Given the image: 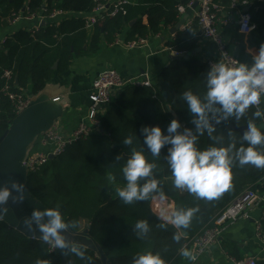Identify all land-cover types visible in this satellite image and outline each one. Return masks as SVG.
I'll use <instances>...</instances> for the list:
<instances>
[{
    "label": "trees",
    "instance_id": "trees-1",
    "mask_svg": "<svg viewBox=\"0 0 264 264\" xmlns=\"http://www.w3.org/2000/svg\"><path fill=\"white\" fill-rule=\"evenodd\" d=\"M130 1L125 6V14L104 17L93 27L85 28V16L94 6V0H0V29L7 27L18 15L43 16L36 29L17 30L2 42L0 136L16 116L13 103L1 92L5 70L12 71L15 90L34 96L54 76L68 71L74 58L97 52L102 42L112 41L117 35H123L124 40L128 41L139 37L148 38L160 31L167 32L181 17L177 11L179 0ZM214 2L223 6L222 15L225 11L231 15L236 8H249L255 26L252 33L244 37L236 28L232 41L224 43L228 52L238 61L250 64L252 55L248 49L256 48L258 51L264 43V0ZM55 10H61L65 16L48 18ZM199 36L200 27L196 19L189 26L178 29L164 45L181 54L153 76L149 86L134 83L124 85L117 96L97 114L100 125L95 132L67 145L59 155L47 159L38 169L27 174L25 184L30 196L45 207H58L66 220L75 221L76 227L70 231L79 232L90 225L89 236L100 252L80 247L86 250V257L90 258L91 264H105V261L110 264H132L133 257L146 250L158 252L165 264H184L186 258L181 255V251L190 250L191 240L210 226L227 204L247 188H255L264 177V169L252 165L241 167L237 163L232 168L228 190L212 201L198 199L174 187L163 155L155 159L145 149L146 158L157 164L154 172L159 191L151 193L148 200L132 205L124 204L117 195V188L125 184L121 172L125 161H117L115 157L117 154L127 155L130 151L129 146L122 144L126 136L135 132L138 138L132 147L141 148L143 136L140 129L144 125H159L164 130L175 117L182 125L191 127L190 114L180 94L186 89L200 94L205 90L203 75L210 65L198 54L184 58L197 47ZM15 77L17 84L14 83ZM163 92L166 98L162 96ZM167 105L173 113L166 108ZM261 108H264V98ZM254 110L250 108L239 121L217 126L214 135L220 137L224 146L230 139L239 146L241 133L234 127L246 126L249 119H253L257 127L264 131V120L252 117ZM229 130L232 132L231 137ZM212 143L205 134L199 137L197 146L203 149ZM261 150L264 151V148ZM165 151L162 149V154ZM156 198L167 202L164 210L167 216L177 207L199 209L189 228L183 230L186 236H182L179 241L173 239L176 229L171 224L166 229L157 227L165 221L162 219L164 215L155 205ZM141 219L147 220L151 228L143 239L137 238L132 230L136 221ZM261 222L264 226V209ZM38 258L47 259L50 264H68L69 261L59 249H52L40 240L27 238L0 220V264H35ZM70 259L71 264H88L75 256ZM256 264H264V260Z\"/></svg>",
    "mask_w": 264,
    "mask_h": 264
},
{
    "label": "clouds",
    "instance_id": "clouds-1",
    "mask_svg": "<svg viewBox=\"0 0 264 264\" xmlns=\"http://www.w3.org/2000/svg\"><path fill=\"white\" fill-rule=\"evenodd\" d=\"M203 86L202 94L191 89L180 94L190 114L191 127L182 125L178 118L173 117L164 130L159 125H144L140 129L143 136L141 148L132 147L138 138L135 132L122 140V144L130 148L126 159L119 154L115 157L117 161H125L121 167L125 184L116 190L124 204L146 201L151 193L159 191L154 172L157 164L146 158L145 149L155 159L163 155L176 189L207 201L218 199L230 188L234 164L264 169V151L261 150L264 148V131L253 119L248 120L239 146L233 139L224 146L220 137L214 135L217 126L239 121L250 108L255 109L253 118L264 120V108H261L264 98V43L253 54L250 64L237 60L227 63L220 59L211 63L203 75ZM205 134L213 143L201 149L197 146L198 140ZM231 135L229 130V137ZM162 149H166L163 154ZM24 191V184L15 180L11 181V187L0 186V219L7 213L10 199L13 202L24 200ZM198 211L196 207L174 208L169 216L162 218L165 223L157 227L166 229L171 224L176 229L173 239L179 241L184 235L181 230L189 228ZM23 222L29 231L33 228L39 230V238L44 244L59 249L68 257V264H71L72 256L91 264L86 250L66 238L65 232L75 228L76 222L66 220L58 207H35ZM132 230L137 238L143 239L151 228L147 220L141 219L136 221ZM181 255L195 264L197 257L192 251L183 249ZM35 264H50V261L38 258ZM132 264H165V261L158 252L146 250L138 252Z\"/></svg>",
    "mask_w": 264,
    "mask_h": 264
},
{
    "label": "crops",
    "instance_id": "crops-1",
    "mask_svg": "<svg viewBox=\"0 0 264 264\" xmlns=\"http://www.w3.org/2000/svg\"><path fill=\"white\" fill-rule=\"evenodd\" d=\"M245 8H236L231 15L230 13L228 15V11L223 15L221 12L217 28L223 41H232L237 28V15ZM63 15L64 13L57 14L55 18ZM42 19L41 15H18V18L7 27L0 29V48L8 35L20 29H36ZM191 21L192 17L182 28L189 26ZM170 28L167 32L160 31L146 38L145 43L132 48L125 46L126 40L123 35H117L112 41L102 42L97 52L74 58L68 71L54 76L37 95L28 96L32 99L34 107L29 112L30 115L51 120V127L59 128L62 134L70 133L87 115L91 103L92 82L98 73L111 68L118 71L126 81L140 79L152 81L153 76L176 56L173 50L164 45V42L171 38ZM197 47L200 48L197 53L199 58L219 60L217 47L211 40L199 36ZM248 52L253 56L258 51L256 48H250ZM118 93L117 90L114 91L112 99ZM44 134V132L38 134L33 140L28 155L43 150ZM263 204L251 210L248 218L239 219L228 225L219 236L218 242L198 258L195 264H234L241 259H253L256 263L263 261L264 242L257 237L255 229V222L261 220L263 216ZM184 264L193 262L186 258Z\"/></svg>",
    "mask_w": 264,
    "mask_h": 264
},
{
    "label": "built area",
    "instance_id": "built-area-1",
    "mask_svg": "<svg viewBox=\"0 0 264 264\" xmlns=\"http://www.w3.org/2000/svg\"><path fill=\"white\" fill-rule=\"evenodd\" d=\"M194 1H197V6L193 10L192 20H197L200 27V36L214 43L217 47L220 60L233 63L237 58L228 52L217 28L223 6L215 3L214 0H186L183 4L177 6L178 13L182 15L188 7L192 6ZM245 2L246 1H244V3ZM128 4H130L129 0H94V6L90 13L85 16V28L93 27L103 20L104 17H114L119 13L125 14V6ZM62 13L64 12L61 10H55L48 15V18L53 19L57 14ZM16 18H18V16H15L10 22H13ZM236 23L238 33L242 34L244 37H248L255 28L249 12L243 9L239 11ZM171 36H173V34ZM117 42L118 41H116V43ZM145 42L146 38L139 37L126 41L125 46L132 48ZM174 54L178 56L181 53L174 51ZM206 62L210 65L215 61L206 60ZM2 77L4 79V84L1 88V92L13 103L16 114H18L27 106L29 98L25 91L14 89L12 85V71L5 70ZM130 83L140 86L150 85V81L147 79H140L132 82L126 81L121 77L118 71L111 68L98 73L92 82V92L90 95L91 103L85 119L79 122L77 127L68 134H62L60 129L55 126L49 128L42 139L43 150L28 155L23 162L27 173L29 171H35L43 165L50 154L55 157L59 155L67 145L95 132L100 125L97 114L112 100L114 91L117 90V92H119L124 85ZM261 203H264V177L258 181L255 188H247L227 204L216 216L212 224L191 240L190 251L196 255L197 259L200 258L218 242L219 236L228 225L235 223L239 219L248 218L249 212ZM155 205L164 217L167 216L164 212L167 206L166 201L156 198ZM261 220L255 222V229L257 237L264 242V226ZM50 248H52L51 245ZM234 264H256V262L253 259H241L235 261Z\"/></svg>",
    "mask_w": 264,
    "mask_h": 264
},
{
    "label": "water",
    "instance_id": "water-1",
    "mask_svg": "<svg viewBox=\"0 0 264 264\" xmlns=\"http://www.w3.org/2000/svg\"><path fill=\"white\" fill-rule=\"evenodd\" d=\"M179 2L180 4H183L184 0H179ZM196 6L197 1H194L192 6L185 10L176 24L169 29L171 34H174L178 29L182 28L186 21L193 16V10ZM248 9L249 8L246 7L243 10L248 11ZM132 23L133 22H130V24ZM199 51L200 48L196 47L189 55L184 56V58L188 59L190 56L196 55ZM175 58H177V56H173L171 59ZM55 67L56 64L53 65V68ZM14 79V83L17 84V77ZM162 96L166 98L167 95L163 92ZM32 105L33 101L30 98L27 106L16 114L9 127L0 136V186L7 185L11 187V181L13 180L21 182L25 186L24 200L22 202H13L10 199L7 206L8 211L3 219L0 220L4 221L10 228L15 229L25 237L40 240L39 230L33 228L32 231H29L23 222L25 217L30 215L33 208L38 206L45 207L41 202L30 196L27 191L25 181L28 173L23 162L28 156L33 140H35L38 134L45 133L52 125L50 124L51 120L49 119L42 116L34 118L30 115L29 112L34 108ZM166 108L173 113L168 105ZM245 128L246 126L234 127V129L241 134ZM100 132H103V130L100 129ZM53 157L54 156L50 154L48 159H52ZM122 157L126 159L127 155L122 154ZM89 228L90 225L79 232L68 230L65 232V236L69 241L74 242L79 246L100 252L99 247L94 244L89 236ZM183 236H186L185 231ZM101 256L102 259H104L103 255ZM105 264H110V262L105 261Z\"/></svg>",
    "mask_w": 264,
    "mask_h": 264
}]
</instances>
